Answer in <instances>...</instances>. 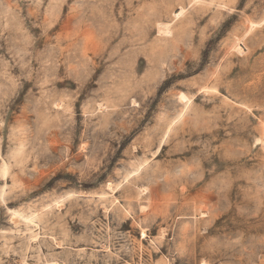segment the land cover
<instances>
[{
  "label": "rangeland",
  "instance_id": "obj_1",
  "mask_svg": "<svg viewBox=\"0 0 264 264\" xmlns=\"http://www.w3.org/2000/svg\"><path fill=\"white\" fill-rule=\"evenodd\" d=\"M29 263L264 264V0H0V264Z\"/></svg>",
  "mask_w": 264,
  "mask_h": 264
},
{
  "label": "bare ground",
  "instance_id": "obj_2",
  "mask_svg": "<svg viewBox=\"0 0 264 264\" xmlns=\"http://www.w3.org/2000/svg\"><path fill=\"white\" fill-rule=\"evenodd\" d=\"M183 11H184V8H181L180 9V11H176L175 12V15L176 16H179V15H181L182 13H183ZM170 25V24H169ZM163 26V25H162ZM167 27V26H166ZM165 31H168V30H165ZM238 49H240V50H242V48L240 47V46H238ZM33 263V262H32ZM30 264V263H29ZM36 264V263H35ZM39 264V263H38ZM54 264H56V263H54Z\"/></svg>",
  "mask_w": 264,
  "mask_h": 264
}]
</instances>
